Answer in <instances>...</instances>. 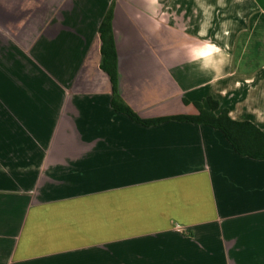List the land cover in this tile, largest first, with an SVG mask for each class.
<instances>
[{
  "label": "crops",
  "instance_id": "crops-1",
  "mask_svg": "<svg viewBox=\"0 0 264 264\" xmlns=\"http://www.w3.org/2000/svg\"><path fill=\"white\" fill-rule=\"evenodd\" d=\"M108 11L140 119L211 98L264 133V53L236 52L264 0H0V264H264V161L113 110Z\"/></svg>",
  "mask_w": 264,
  "mask_h": 264
},
{
  "label": "trees",
  "instance_id": "trees-1",
  "mask_svg": "<svg viewBox=\"0 0 264 264\" xmlns=\"http://www.w3.org/2000/svg\"><path fill=\"white\" fill-rule=\"evenodd\" d=\"M101 40V69L108 74L113 85L111 107L118 113L144 125L153 126L168 120L188 122L209 126L220 131L230 143L235 153L241 157L264 161V133L248 121L237 122L228 115L227 109H220L217 101L208 98L207 108L202 103H194L198 110L196 115H179L161 119H140L131 109L124 105L115 94V59L116 52L112 39L111 12L108 11L98 29Z\"/></svg>",
  "mask_w": 264,
  "mask_h": 264
},
{
  "label": "rangeland",
  "instance_id": "rangeland-1",
  "mask_svg": "<svg viewBox=\"0 0 264 264\" xmlns=\"http://www.w3.org/2000/svg\"><path fill=\"white\" fill-rule=\"evenodd\" d=\"M251 32L250 36H245L244 34L240 35L237 42L236 52H239L240 49H243L244 52L245 49V53L250 56L264 53V45L262 42V39H264V29L258 30V28L255 29L252 26ZM245 41H247L246 46L244 44Z\"/></svg>",
  "mask_w": 264,
  "mask_h": 264
},
{
  "label": "clouds",
  "instance_id": "clouds-1",
  "mask_svg": "<svg viewBox=\"0 0 264 264\" xmlns=\"http://www.w3.org/2000/svg\"><path fill=\"white\" fill-rule=\"evenodd\" d=\"M207 66H208L207 64L204 65V67H207Z\"/></svg>",
  "mask_w": 264,
  "mask_h": 264
}]
</instances>
